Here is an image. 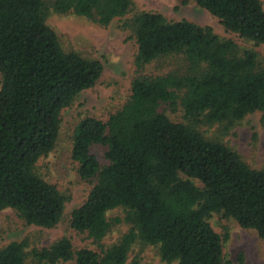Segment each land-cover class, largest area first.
Here are the masks:
<instances>
[{
    "label": "trees",
    "instance_id": "1",
    "mask_svg": "<svg viewBox=\"0 0 264 264\" xmlns=\"http://www.w3.org/2000/svg\"><path fill=\"white\" fill-rule=\"evenodd\" d=\"M193 1L226 31L264 43L260 0ZM130 6V0H0V212L12 209L25 225L46 229L60 222L65 197L35 172V164L56 144L62 109L94 86L103 70L99 60L63 50L45 23L47 11L105 26ZM123 28L137 45L130 94L106 121L79 120L71 138L76 172L92 187L68 222L99 250L74 249L69 237L46 246L22 239L0 248V264H126L135 243L157 246L166 263L226 264L225 237L207 221L212 213L264 239V168L248 166L195 125L218 124L226 131L255 112L264 123V65L257 54L210 27L156 12L134 14ZM177 55L182 71L145 74L151 62ZM163 107H179L194 124L171 121ZM93 144L105 147V164L91 153ZM117 208L130 227L103 247L112 224L121 221L107 218Z\"/></svg>",
    "mask_w": 264,
    "mask_h": 264
},
{
    "label": "rangeland",
    "instance_id": "2",
    "mask_svg": "<svg viewBox=\"0 0 264 264\" xmlns=\"http://www.w3.org/2000/svg\"><path fill=\"white\" fill-rule=\"evenodd\" d=\"M50 4L52 0H45ZM128 13L115 18L108 25H100L75 15H58L47 11L45 23L51 27L64 51H75L90 59L101 62L103 70L98 81L74 98L72 103L60 112L58 137L54 148L35 164V172L50 184L56 186L65 197L64 212L60 222L53 228L25 225L12 209L0 212V248L11 241L27 239L30 246H46L61 237H69L73 248L86 247L95 251L99 248L86 234L77 233L69 226L68 216L74 207L82 203L92 183L83 181L76 172V164L71 159V138L76 123L86 116L106 121L124 104L130 94V83L135 77L134 57L137 51L135 39L128 29L123 28V20L140 12H156L169 21L187 20L200 27H210L221 39H231L241 49L254 51L264 65V43L255 45L226 31L219 21L193 0H130ZM264 8V0H260ZM181 55L170 56L151 62L145 74H159L166 71H182ZM173 122L191 123L179 108H161ZM196 128L210 140L219 141L236 151L241 159L252 168H264V123L261 113L246 115L242 120L229 125L226 131L218 124L208 125L195 122ZM90 151L99 162L105 164V147L93 144ZM200 186V183L196 181ZM123 208L108 211L107 218L121 219L112 224L101 241L103 247L115 243L130 227L122 219ZM208 223L221 238L222 253L226 264H264V239L252 229L242 228L232 218L222 213H212ZM59 264H74L67 261ZM126 264H175L160 259L157 246L135 243L127 257Z\"/></svg>",
    "mask_w": 264,
    "mask_h": 264
}]
</instances>
